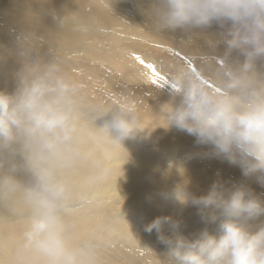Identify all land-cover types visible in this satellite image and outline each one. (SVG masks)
I'll return each instance as SVG.
<instances>
[{"label":"clouds","instance_id":"obj_1","mask_svg":"<svg viewBox=\"0 0 264 264\" xmlns=\"http://www.w3.org/2000/svg\"><path fill=\"white\" fill-rule=\"evenodd\" d=\"M50 3L38 0L13 45L0 44V66L9 59L19 65L12 73L13 90L0 89V210L23 224L9 264H97L95 240L76 236L69 221L73 194L67 176L86 158L89 136L102 133L125 150L123 141L146 128L140 127L135 102H89L65 62L41 54L43 18L51 16L57 27L64 23L56 9L47 7ZM148 3L142 9L150 21L147 31L159 36L179 31L190 38L205 36L215 25L223 45L220 50L209 41L202 49L190 39L179 40L191 54L165 71L169 99L152 110L163 118L160 127L195 137L211 156L264 187V0ZM78 30L87 32L90 26L81 24ZM187 184L178 185L171 198L196 206L202 220L217 228L205 227L190 239L180 233L178 219L155 217L144 229L155 231L167 246L165 264H264V221L254 225L264 217V199L244 184L217 180L200 196ZM166 226L171 235L165 234Z\"/></svg>","mask_w":264,"mask_h":264},{"label":"bare ground","instance_id":"obj_2","mask_svg":"<svg viewBox=\"0 0 264 264\" xmlns=\"http://www.w3.org/2000/svg\"><path fill=\"white\" fill-rule=\"evenodd\" d=\"M37 3L0 0V44L13 45ZM47 7L56 9L64 23L57 27L51 16L43 18L46 44L41 54L63 60L67 72L83 85L89 102L106 106L135 102L142 118L140 127L146 128L123 141L125 150L102 133L89 136L86 158L67 176L73 194L69 221L76 236L95 240L97 264H165L167 246L155 231L144 229L157 216L170 215L181 221L179 231L190 239L205 227L215 232L217 225L202 220L196 206L171 198L184 181L196 196L206 194L220 180L229 186L244 184L264 199V187L254 177L245 178L238 167L211 156L209 147L197 145L195 137L174 127H160L163 118L154 113L169 99L161 77L191 54L186 42L179 40L190 39L193 47L202 49L211 41L222 50L218 27L214 25L205 36L190 38L179 31L155 35L147 31L150 21L142 11L149 7L148 0H113L112 8L111 0H51ZM81 24L90 30L79 31ZM18 67L12 59L0 66V89L13 90L12 73ZM262 221L264 217L254 225ZM22 229L15 216L0 210V264H9ZM164 231L171 235L167 226Z\"/></svg>","mask_w":264,"mask_h":264},{"label":"snow or ice","instance_id":"obj_3","mask_svg":"<svg viewBox=\"0 0 264 264\" xmlns=\"http://www.w3.org/2000/svg\"><path fill=\"white\" fill-rule=\"evenodd\" d=\"M142 63H143V61H142ZM161 79H163V77H161ZM153 83H155V81H153Z\"/></svg>","mask_w":264,"mask_h":264}]
</instances>
